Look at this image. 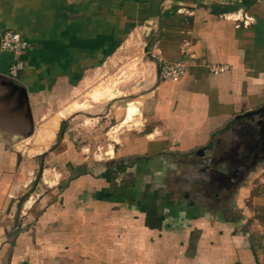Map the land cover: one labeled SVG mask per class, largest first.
Masks as SVG:
<instances>
[{"label": "crops", "instance_id": "crops-1", "mask_svg": "<svg viewBox=\"0 0 264 264\" xmlns=\"http://www.w3.org/2000/svg\"><path fill=\"white\" fill-rule=\"evenodd\" d=\"M4 31L28 47L0 50L19 116L0 111V264H264V116L236 119L264 106V0H0ZM126 58L137 93L94 104H137L106 158L92 148L112 109L91 116L85 145L73 122L37 141L83 83ZM162 62L185 75L160 80Z\"/></svg>", "mask_w": 264, "mask_h": 264}, {"label": "rangeland", "instance_id": "rangeland-1", "mask_svg": "<svg viewBox=\"0 0 264 264\" xmlns=\"http://www.w3.org/2000/svg\"><path fill=\"white\" fill-rule=\"evenodd\" d=\"M137 56L138 57L142 56L144 57L145 60L148 58L147 52L142 51V50L140 51V53H138ZM126 59L127 60L125 61V63L121 64V62H119L121 65L113 66L112 71L105 69L100 74L95 76L94 81L91 82V80H89L83 83L80 86V88L77 90V92L75 93L74 97L71 99L69 103L70 104L69 108L65 112H60L49 119L52 121L56 119L59 121L60 119H62L63 121L66 120L67 121L66 127L64 125V128H62V131L67 130L68 122H71V123L73 122V124H69L70 126L69 129L71 131L70 134L84 136L83 138L84 140H82L81 143L82 145H85L89 141L88 140L89 136L91 137V116H95L98 114H105L109 109H112L111 117H115V118L111 119L110 124H109L111 125V127H107V130H106V132L107 131L109 132L110 130L109 137L105 136L106 134L105 132H103L102 133L103 137L101 138V140L103 141L104 146L102 145L100 148L99 147L92 148L93 152L97 151L98 159H101V158L103 159L107 157L104 154L108 150L109 148L108 146H110L109 145L110 139H114L117 135L118 128L116 126L119 125L120 123H121L120 125H127L126 123H124V120L127 117V109H128L126 104H128V102H132L130 101L132 99L131 97L121 98V100L118 101V103L114 102V103H110L109 105H102L100 107H95V108H94V104L105 102L107 101L106 99H114L116 97L115 94L120 95L122 97L123 95H128L129 93H137L135 91V87H137L139 83L142 84V82H140V79L138 80L137 75L135 73L137 70V66L135 64L137 62V59L135 60H132L129 58H126ZM143 73H144V70H143ZM7 91H9L7 86L6 85L2 86L0 84V111H2V113H4L5 111L8 114V115H5L6 118L11 117L15 119L16 117H19V116H16L18 113L16 112L17 105L7 98L8 96ZM8 101L11 102V104H9ZM132 103L134 104L135 107L132 108L131 110L135 109L137 112L138 111L136 108L137 104H135L134 102ZM3 109L5 110L3 111ZM73 111H75V114L73 113L74 115H71L69 118L66 117V115H68L69 113H72ZM49 120L47 122H49ZM62 123L64 124V122H61V125ZM129 125H132V124H129ZM41 129H42V126L36 138L39 143L41 142V144H47L51 142L53 138L59 137L61 133L60 132L61 128L59 127L57 129L56 135L54 133L52 139H50L49 137H51V135H47L48 137L47 136L43 137L41 133ZM18 148H20L21 150H24L25 146L23 142L21 145L18 146ZM107 155H110V154H107ZM114 168H116V165Z\"/></svg>", "mask_w": 264, "mask_h": 264}, {"label": "built area", "instance_id": "built-area-1", "mask_svg": "<svg viewBox=\"0 0 264 264\" xmlns=\"http://www.w3.org/2000/svg\"><path fill=\"white\" fill-rule=\"evenodd\" d=\"M28 44L18 34L12 31H4L0 34V50L14 55L24 52ZM23 69V63L17 60L12 61L8 66L7 76L16 79ZM186 65L182 62H162L158 69V78L171 83L179 82L185 75ZM213 73H217L215 68H211Z\"/></svg>", "mask_w": 264, "mask_h": 264}, {"label": "bare ground", "instance_id": "bare-ground-1", "mask_svg": "<svg viewBox=\"0 0 264 264\" xmlns=\"http://www.w3.org/2000/svg\"><path fill=\"white\" fill-rule=\"evenodd\" d=\"M109 91V90H108ZM107 93V92H106ZM98 95V94H97ZM112 95V94H111ZM107 97V96H106ZM100 98V97H99ZM95 100V99H94ZM131 114L132 116H136L137 112L136 110H131ZM56 119V118H55ZM58 125H59V120H49V122H46L44 125H42V129H41V133L43 135V137L47 136V135H51V137H49L50 139H52L54 133L56 132V130L58 129ZM41 135V136H42ZM48 137V136H47ZM49 140V139H48ZM41 143V142H40ZM47 143V142H45Z\"/></svg>", "mask_w": 264, "mask_h": 264}, {"label": "water", "instance_id": "water-1", "mask_svg": "<svg viewBox=\"0 0 264 264\" xmlns=\"http://www.w3.org/2000/svg\"><path fill=\"white\" fill-rule=\"evenodd\" d=\"M9 84H10L12 87H14V88L17 87L18 89L21 90V92H22V94H23V99H24L25 103L27 104V101H26V98H25L24 90H23L21 87H19L18 85H16L14 82H10ZM260 114H262V115L264 116V106H263L262 108L256 110V111H251V112L245 113V114H243V115H239L236 119H237V120L244 119V118H247V119H248V118H252V119H253L254 116H256V115H260ZM197 154H198V155H203V151H202V150H199V151H197Z\"/></svg>", "mask_w": 264, "mask_h": 264}, {"label": "trees", "instance_id": "trees-1", "mask_svg": "<svg viewBox=\"0 0 264 264\" xmlns=\"http://www.w3.org/2000/svg\"><path fill=\"white\" fill-rule=\"evenodd\" d=\"M62 128H64V124L62 123V125H61V130H60V132H62ZM61 134V133H60ZM59 137H60V135H59Z\"/></svg>", "mask_w": 264, "mask_h": 264}]
</instances>
